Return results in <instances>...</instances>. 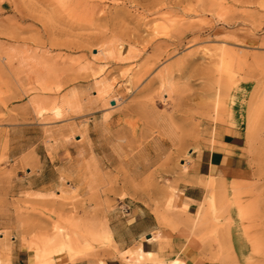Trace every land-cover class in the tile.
Listing matches in <instances>:
<instances>
[{
    "label": "rangeland",
    "instance_id": "1",
    "mask_svg": "<svg viewBox=\"0 0 264 264\" xmlns=\"http://www.w3.org/2000/svg\"><path fill=\"white\" fill-rule=\"evenodd\" d=\"M228 129L248 171L202 182L196 217L172 209L192 153ZM142 207L158 222L146 241L175 233L216 264L212 228L246 227L264 252V0H0V247L39 264L55 226L85 233ZM196 222L194 243L175 230ZM62 240L46 260L106 264L141 247L88 240L71 258Z\"/></svg>",
    "mask_w": 264,
    "mask_h": 264
},
{
    "label": "crops",
    "instance_id": "2",
    "mask_svg": "<svg viewBox=\"0 0 264 264\" xmlns=\"http://www.w3.org/2000/svg\"><path fill=\"white\" fill-rule=\"evenodd\" d=\"M245 148L244 135L237 129H228L216 144L196 149L192 153L194 176L189 178L190 183L180 186L182 192L177 201L178 208L194 218L198 210L209 203V191L202 186V182H209L211 178L227 182L228 179L244 176L248 171ZM109 223L113 238L121 252L140 245L146 253L154 255L161 253L158 260H144L140 264H171V259H178L179 264H214L209 259L208 246L205 248H200L198 244L184 246L182 239L175 233L170 234V241L160 242L158 239L146 241L144 237L158 229L155 215L147 208H129L125 213L111 216ZM28 259L27 249L13 247L12 264H26ZM106 264L137 263H126L124 259L115 256L107 258Z\"/></svg>",
    "mask_w": 264,
    "mask_h": 264
},
{
    "label": "bare ground",
    "instance_id": "3",
    "mask_svg": "<svg viewBox=\"0 0 264 264\" xmlns=\"http://www.w3.org/2000/svg\"><path fill=\"white\" fill-rule=\"evenodd\" d=\"M223 55L225 56L227 54L223 53ZM179 195H180L179 192L174 189L170 198L172 209L178 206L177 201L179 199ZM211 205L212 204H209V209L210 207H212ZM206 207L207 206L204 205L201 208L204 210V208L206 209ZM198 226H199V222H196V224L192 229L191 228L188 229L187 227L185 228L176 227L175 230L182 233V235H185V233L189 232L190 234L188 237L189 239H192L194 243L195 238H197L195 237V235ZM212 229L213 231L211 233L212 234L211 237L215 236V238L213 239L214 244L210 245V255L211 258L216 261V264H253L257 262V260H264V252L261 251L260 248H257V246L255 245L256 242L255 240L257 239L258 234L252 228L250 229L246 227L235 228L232 226L231 228H229L228 234L227 233L225 234L224 232V234L221 235L219 234L220 232L217 229L215 228ZM53 230L54 233L50 237H48L46 240H43L42 242L41 240L40 242H38L44 246V249L43 248L41 249L42 252L40 254L38 253L37 255V259L40 260L39 264H62L61 262L62 258L58 259L57 263H53L52 261H49V259L46 260V254L44 253L45 247L47 246L50 247L51 245H53L54 239L57 236L63 237V240L61 241L62 243L59 244L58 249L60 251L67 250L71 254L72 256L71 258H75L77 253L80 252L79 249L82 248V246L88 240L106 241L116 245V242L113 238V232L109 224V220L106 218L102 221L99 227L94 226V229L92 228L91 230L86 231L87 233L86 232L83 233L79 231L66 232L65 228L61 225L55 226ZM217 234L221 236L219 237L220 239H218ZM74 237H77V239H75ZM169 239H170L169 236L162 234L158 240L170 241ZM209 239H210V233H209ZM39 248L40 247H38L37 250H40ZM159 255L146 253L140 247L137 252L133 253L128 257H125V261L126 263L132 262V263L140 264L144 260H158ZM170 263L177 264V259H171ZM0 264H12L11 250H4L2 247H0Z\"/></svg>",
    "mask_w": 264,
    "mask_h": 264
}]
</instances>
